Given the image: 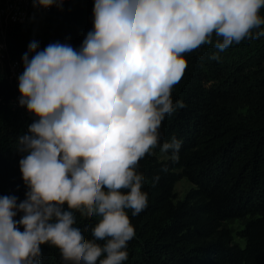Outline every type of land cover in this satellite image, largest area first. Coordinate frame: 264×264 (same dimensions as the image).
<instances>
[{"label":"clouds","instance_id":"clouds-1","mask_svg":"<svg viewBox=\"0 0 264 264\" xmlns=\"http://www.w3.org/2000/svg\"><path fill=\"white\" fill-rule=\"evenodd\" d=\"M262 8L264 0H94V28L79 49L31 42L19 76V104L35 116L18 140L28 191L20 202L0 196V264H41L46 244L65 264H124L135 236L127 210L148 206L140 160L159 148L178 161L181 142L161 145L159 129L185 107L172 99L185 54L214 36L218 53L264 36ZM75 212L97 218L92 239L74 226Z\"/></svg>","mask_w":264,"mask_h":264},{"label":"trees","instance_id":"trees-1","mask_svg":"<svg viewBox=\"0 0 264 264\" xmlns=\"http://www.w3.org/2000/svg\"><path fill=\"white\" fill-rule=\"evenodd\" d=\"M93 9L94 0H64L28 24L9 23V56L24 69L33 41L39 50L56 42L79 49L94 28ZM215 39L185 54L186 71L172 89L174 105L183 101L185 107L166 116L159 129L161 145L173 137L181 142L178 161L157 148L139 162L148 206L136 216L127 210L135 236L124 264H264V36L219 53ZM217 53L220 58L212 59ZM14 99L0 72V196L20 202L28 189L18 140L35 116L26 107L13 108ZM181 178L193 186L177 198ZM74 215V226L92 239L97 218ZM41 247V264H65L56 247Z\"/></svg>","mask_w":264,"mask_h":264},{"label":"built area","instance_id":"built-area-1","mask_svg":"<svg viewBox=\"0 0 264 264\" xmlns=\"http://www.w3.org/2000/svg\"><path fill=\"white\" fill-rule=\"evenodd\" d=\"M56 6L58 5L54 4L51 7L34 5L33 0H0V72L5 74L16 92L17 99L11 101L13 108L22 107L19 104L21 96L19 76L24 69L18 60L12 59L8 54L5 40L7 26L11 22L28 24Z\"/></svg>","mask_w":264,"mask_h":264},{"label":"rangeland","instance_id":"rangeland-1","mask_svg":"<svg viewBox=\"0 0 264 264\" xmlns=\"http://www.w3.org/2000/svg\"><path fill=\"white\" fill-rule=\"evenodd\" d=\"M162 156V155H161ZM193 186V184L186 178H181L180 180H178L175 184L174 187V192L175 195L177 196V198H182L184 196V194L186 193V191L191 188ZM239 226V224H234L233 228L237 229ZM234 238L235 240H237L240 244H242V240L239 239L235 234H234Z\"/></svg>","mask_w":264,"mask_h":264}]
</instances>
